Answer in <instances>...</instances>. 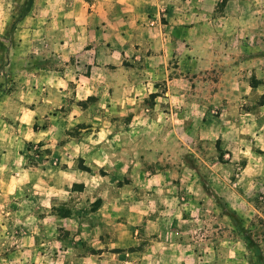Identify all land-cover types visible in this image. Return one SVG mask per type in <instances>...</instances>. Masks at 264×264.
Returning <instances> with one entry per match:
<instances>
[{
	"label": "crops",
	"instance_id": "1",
	"mask_svg": "<svg viewBox=\"0 0 264 264\" xmlns=\"http://www.w3.org/2000/svg\"><path fill=\"white\" fill-rule=\"evenodd\" d=\"M216 2L0 0V182L4 181L6 187L0 192V199L6 196L7 200H18L13 201L14 205L6 214H11V218L17 211L28 213L26 225L29 229L26 239L17 237V242L27 240L24 251L29 254L1 256L0 262L12 259V264L101 263L104 254L72 252L70 246L54 257L37 255L38 221L35 210L31 212L29 205L36 191L31 189V178L26 179V173L17 172L18 179L8 173L13 169L9 158L12 151L21 148V136L28 141L36 139L35 122L45 115L49 117L47 106L50 102L69 96L70 83H75L73 90L77 98H85L93 92L98 101L111 106L133 102L137 93H140L138 99L150 98L151 106L142 110L146 114V128L140 131L148 135L151 132L161 134L163 142L147 141L143 160H164L166 149L180 147L182 137L206 143L210 150L221 151L224 158L222 163L211 159L207 164L205 178L210 191L239 216L245 209L258 212L254 199L238 188L256 183L257 192V186L264 183V102L256 109V116L232 110L228 103L238 98L233 90H239V82L247 74L255 75L256 90L264 94V57H256V61L251 62L233 57L232 65L229 67L227 63L220 68L222 73L218 72V79L225 83L209 80L210 72L202 70H206L208 59L212 64L221 55L230 59V53H242L241 46H230L226 41L234 33L230 23L246 18L241 10L233 9L234 6L242 9L243 0H227L222 13L214 14ZM255 20L259 22L261 17L256 15ZM216 33L225 41L220 55L216 47L203 45L205 39L218 37ZM172 58L176 60L175 65L170 62ZM71 61L74 63L68 64ZM244 63L255 67H246L245 71ZM85 65L89 68V77L81 73ZM185 83L190 90L192 88L191 92L179 90ZM185 103L189 107L185 108ZM155 118L157 121L152 120ZM130 128L125 125L123 130L130 133L133 127L131 131ZM111 129L110 132L116 133V126ZM11 133L18 138L16 142L6 140ZM254 144L256 159L246 160L248 154H253ZM240 160L245 163L241 164ZM233 174L234 182L230 186L226 183H230ZM176 199L170 193H163L159 200H166L167 206L160 208L158 216L151 219L141 216L139 229L142 232L150 235L165 225L166 236L151 240L141 251L127 252L130 262L140 259L142 264L154 261L159 264L162 260H180V244L176 237L180 207ZM26 202L29 207L25 212L21 205ZM141 210L150 213L149 209ZM261 216L264 218V213ZM232 235L222 242L223 249L228 251L225 261L238 257L240 250L245 248L241 236ZM53 244L59 246L57 241ZM118 244L120 242L112 245ZM215 254L212 247L206 258H215Z\"/></svg>",
	"mask_w": 264,
	"mask_h": 264
},
{
	"label": "rangeland",
	"instance_id": "2",
	"mask_svg": "<svg viewBox=\"0 0 264 264\" xmlns=\"http://www.w3.org/2000/svg\"><path fill=\"white\" fill-rule=\"evenodd\" d=\"M243 1L242 9L236 6L233 9L241 10L246 18L242 22L230 23L234 33L226 41L230 46H241L243 51L239 55L230 53V59L221 55L219 62H212L213 68L211 59L207 60V68L202 70L210 72L208 78L214 80L213 83L224 82L218 79V72L222 73L220 68L227 63L230 67L233 57H242L250 62L256 61V57H264V0L258 3L256 0ZM226 2L217 0L212 12L222 13ZM256 15L261 17L259 22L255 20ZM215 24L219 25V22ZM216 34L218 37L205 39L203 45L216 47L220 55L225 41ZM170 62L176 64L173 58ZM72 63L74 61L68 64ZM242 66L245 71L246 67H255L251 63ZM59 67L65 68L63 65ZM81 73L85 77L91 76L86 65ZM256 82L254 74H247L239 82V90H233L238 98L230 100V109L256 116V109L264 102V94L256 90ZM74 85L70 83L67 87L69 96L48 104L49 117L45 115L35 122L36 139L28 141L21 136V148L12 151L9 158L13 169L7 172L17 179V172L26 173V179L30 177L34 184V187L30 184L36 192H31L34 199L29 205L31 212L35 210L38 221L37 255L54 257L70 246L72 252L104 254L100 264H142L140 259L130 262L127 252L141 251L151 240L163 239L166 227L164 225L146 235L139 229L140 218L158 216L160 208L167 206L166 200H159L160 196L170 193L177 198L180 207L179 224L176 226L180 260H162L159 264H264V260L260 263L254 250L257 246L264 257V218L261 216L264 213V183L257 186V192L256 183L238 188L254 199L258 212L245 209L242 216L234 212V217L232 210L210 191L212 189L205 178L211 159L223 162L221 151L210 150L206 143L182 137L180 147L166 149L164 160H143L147 141L163 142L161 134L151 132L148 135L140 131L145 127L146 114L142 110L151 106V99H138L140 93H137L133 102L111 106L98 101L93 92L85 98H77ZM179 90L188 93L192 88L190 90L185 83ZM184 105L189 107V104ZM214 110L219 111L218 108ZM152 120L157 121V118ZM110 125L117 127L116 133L110 132L113 130ZM125 125L131 127L130 131L133 127L132 132H125ZM6 137L7 141L16 142L18 139L14 133ZM251 150L253 154H248L246 160L256 159V144ZM240 163L245 161L240 160ZM234 174L226 184L232 186ZM3 182H0V192L6 189ZM7 199L6 196L0 199V257L29 254L24 251L27 240L17 242V237L26 239L28 234V213L19 214L17 211L10 218L11 214L6 212L14 205L13 201L18 200ZM29 205L27 202L24 206L22 204V210L26 212ZM141 208L149 209L150 213L141 212ZM238 227L243 229V233ZM234 233L241 236L245 248L240 250L238 257L225 261L228 251L223 249L222 242L231 234L235 237ZM55 241L59 246H54ZM116 242L120 244L112 245ZM212 247L215 258L207 259ZM11 260L0 263L12 264Z\"/></svg>",
	"mask_w": 264,
	"mask_h": 264
},
{
	"label": "trees",
	"instance_id": "3",
	"mask_svg": "<svg viewBox=\"0 0 264 264\" xmlns=\"http://www.w3.org/2000/svg\"><path fill=\"white\" fill-rule=\"evenodd\" d=\"M29 1H30V0H28V2H29ZM231 213H232V215H234V217H235L234 212L231 211ZM238 229L241 230L242 233H243V229H242L241 227H238ZM247 239H248V238H247ZM254 250H255V252H256V256H257V258L259 259V261H260V263H261V262L264 260V257H262V254H261L260 250L257 248V246L254 247ZM262 264H263V263H262Z\"/></svg>",
	"mask_w": 264,
	"mask_h": 264
}]
</instances>
